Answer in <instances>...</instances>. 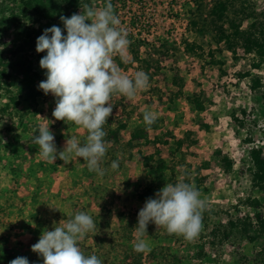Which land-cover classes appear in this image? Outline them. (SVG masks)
I'll list each match as a JSON object with an SVG mask.
<instances>
[{"label": "rangeland", "instance_id": "374dc122", "mask_svg": "<svg viewBox=\"0 0 264 264\" xmlns=\"http://www.w3.org/2000/svg\"><path fill=\"white\" fill-rule=\"evenodd\" d=\"M202 2L213 4L111 0L130 41L114 61L130 77L143 70L150 83L135 98H112L108 121L113 128L122 122L127 129L119 133L118 144L107 140L102 166L108 171L99 177L80 158L42 160L32 135L40 125L49 126L58 150L71 136L81 141L86 137L84 129L55 120V98L40 95L38 85L46 79V70L39 65L36 40L53 25L66 35L61 16L79 14L85 3L101 7L105 0H0V264L18 256L43 264L31 246L43 230H52L54 223L77 211L88 213L96 223L95 232L80 247L103 264H136L138 257L140 264H174V257L179 264H264L259 256L264 232L251 228L243 234L245 222L256 225L258 217L264 221V192L254 182L251 154L264 150V65L255 68L254 56L242 51L235 59L193 25ZM255 9L263 12L264 0H257ZM191 45L193 52L188 50ZM248 72L249 77H240ZM254 76L261 79V89H251ZM194 94L205 104L203 112L188 102ZM146 109L158 114L157 129L148 132L150 142L130 150L126 144ZM157 138L164 143H152ZM156 148L171 180L184 177L196 188L197 180L202 182L198 190L208 208L195 241L150 223L143 238L151 250L138 253L133 250L135 227L145 201L137 194L150 180L144 158ZM223 157L232 162L230 171L223 167ZM114 160L119 162L116 171L110 169Z\"/></svg>", "mask_w": 264, "mask_h": 264}, {"label": "clouds", "instance_id": "9594fccd", "mask_svg": "<svg viewBox=\"0 0 264 264\" xmlns=\"http://www.w3.org/2000/svg\"><path fill=\"white\" fill-rule=\"evenodd\" d=\"M60 20L66 35L59 26L53 25L44 29L36 40L37 53L46 52L39 61L40 68L46 70V79L38 88L55 98L52 112L55 120L72 123L84 129L87 135L83 141L71 136L63 149L58 150L49 126L40 125L39 134L34 135L37 129L33 132L32 144L38 146V154L46 162L80 158L89 172L103 177L108 171L102 163L108 152L104 126L113 113L111 100L114 96L135 98L138 92L148 89L149 76L140 70L130 77L115 63L114 55L122 53L130 41L111 0H105L101 7L85 3L79 14L61 16ZM157 119L156 112L144 110L146 127L150 128ZM118 168L119 162L112 161L110 169ZM207 208L206 199L194 183L186 182L184 177L175 183H165L138 212L133 250L138 253L151 250L149 242L143 238L148 234L150 223L169 235L195 241L202 230L203 213ZM95 230L91 215L84 211L70 213L66 220L54 223L52 230H43L31 251L42 258L43 264H103L97 255H85L80 247V242ZM9 264L30 262L27 257L18 256Z\"/></svg>", "mask_w": 264, "mask_h": 264}, {"label": "trees", "instance_id": "16d2710c", "mask_svg": "<svg viewBox=\"0 0 264 264\" xmlns=\"http://www.w3.org/2000/svg\"><path fill=\"white\" fill-rule=\"evenodd\" d=\"M256 1L257 0H213L212 6L209 7L205 6L203 2L199 3L197 4V9L192 18L193 25L199 27L203 34L210 36L212 42L217 47L224 45L226 51L230 52L235 59L239 56V51H242L244 55L254 56L255 68H261L264 65V11L261 13L256 11ZM188 47L189 51H195V45ZM40 55L42 58L46 55V52ZM211 57L214 62L213 53H211ZM136 59H138V56H136ZM2 75L4 76V73H2ZM250 75L251 74L248 72L242 74L240 77L246 78ZM252 81V90L261 89L263 87L260 78L254 76ZM182 93L183 92L180 91V95ZM40 95L47 96L43 92H40ZM261 99L264 106V91L261 94ZM187 100L196 111L203 112L205 110V104L197 94L188 97ZM157 124L158 122L156 120V122L148 128L142 121L140 125L133 129L131 138L126 146L132 150L142 145V141L144 143L150 142L148 132L157 129ZM112 125L113 123L108 121L104 126V130L107 135H109V137L106 135L105 140L118 144L119 133L127 129V125L122 122L119 123L117 128H113ZM152 143L158 145L164 142L157 138ZM251 154L255 160L253 172L254 182L258 185V188L264 192V150H252ZM217 156L221 157L222 152L218 151ZM220 159L225 170L230 171L233 165L232 162L227 157ZM144 166L149 169L150 180L145 183L142 190L137 194V198L140 201H146L149 197H153L155 192L160 190L165 183H175L168 177L167 171L169 168L159 148H156L155 153L145 156ZM197 181H199L197 182L198 189L202 182H200V180ZM257 219L256 225H252L249 221L245 222L247 227L243 230L244 235H247L251 228L264 232V221L260 217ZM237 226L238 225H236V227ZM225 237H228V233L225 234ZM259 256L261 258L264 257V250ZM174 258V264H179L176 257ZM263 259L262 261L264 262ZM140 260L141 257H138L134 262L140 264Z\"/></svg>", "mask_w": 264, "mask_h": 264}]
</instances>
